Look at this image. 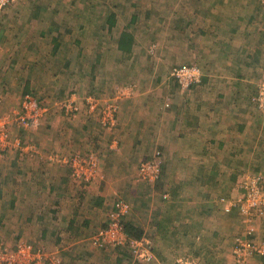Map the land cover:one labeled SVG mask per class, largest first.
I'll list each match as a JSON object with an SVG mask.
<instances>
[{"label": "crops", "instance_id": "0c3cea01", "mask_svg": "<svg viewBox=\"0 0 264 264\" xmlns=\"http://www.w3.org/2000/svg\"><path fill=\"white\" fill-rule=\"evenodd\" d=\"M176 1L171 3L176 5ZM185 4L189 7L182 8L173 21L177 27L181 23L180 33L172 28L173 33L164 42L167 47L184 50L186 56L189 49L199 47L197 59L203 64L206 80L194 87L183 89L172 76L171 85L131 84L130 80H142L157 71L160 64L156 57L149 60L136 55L139 43L132 29L138 17L126 27L120 28L116 23L114 28L117 26L120 34L109 41L122 56L130 58L129 68H133L122 74L124 82L120 89L127 94L118 100L116 137L125 150L134 147L145 151L148 147L143 145L144 140L151 142L161 135L158 144L168 160L162 179L165 184H160L164 192L151 191L143 202L142 214L132 210L127 217V223L136 225L140 234L151 241L153 261H135L126 249L101 248L91 243L95 231L105 225L108 209L120 193L110 188L113 158L102 155L96 181L93 179L90 184L73 178L70 163L52 164L47 159L49 149L62 151V157L66 158L71 149L88 142L80 134V128L92 127L81 122L87 118L83 109L86 99L77 94L71 97L79 109L73 120L69 122L48 113L39 126L26 128L30 130L25 137L37 149L41 148L39 153L20 150L0 153V224L13 221L25 237L47 250L59 251L62 256L65 253L64 264H178L179 257L195 258L197 264H236L233 248L237 236L252 228L254 237L264 242V216L250 223L238 207L231 213H225L222 207L226 206L224 196L232 194L230 202L242 194V181L248 174L260 175L264 183V110L256 112L250 102L239 104L235 99L223 104L228 95L238 99L244 90L251 89L258 82V73L264 77L263 39L262 46L257 38L252 39L254 15L246 11L247 7L239 8L234 0H214L213 4L188 0ZM190 11L192 16H188ZM244 11L246 17L249 15L247 20L238 16ZM122 32L133 34L131 54L119 48ZM197 37L200 38L195 43ZM156 42L161 43L159 39ZM110 47H104V52H109ZM9 78L7 73V83L5 88L0 85V91L4 106L13 111V107H20L23 92L20 88L15 92L16 84ZM124 84L128 85L123 87ZM209 90L217 96L212 99L214 103L208 102ZM41 102L51 105L52 101ZM10 111L5 113L9 115ZM231 112L232 118H224ZM72 126H76L75 132L70 129L64 135ZM165 144H170L169 148ZM184 152L189 157L181 154ZM230 188L232 192L236 188V195L225 192ZM30 222L37 228L30 226ZM53 239L69 244L63 248L49 247ZM43 243L49 244L48 248ZM253 264H264V254L253 257Z\"/></svg>", "mask_w": 264, "mask_h": 264}, {"label": "rangeland", "instance_id": "374dc122", "mask_svg": "<svg viewBox=\"0 0 264 264\" xmlns=\"http://www.w3.org/2000/svg\"><path fill=\"white\" fill-rule=\"evenodd\" d=\"M171 1L172 0H10L8 6L0 10V85H3L5 88L4 83H7L5 78L7 73H10L11 78H9V81L12 84H16L14 86L15 92L17 88H20V91L23 92L20 97V107H13V111L11 109V112L9 108L4 106V98L0 91V117L6 116L7 114L5 112L10 111L11 113L9 112L8 114L14 115L11 123V130H15L13 134L16 136L19 135L18 137L23 141L24 147L27 144L33 147L30 151H26L25 149L20 151L29 154H37L40 152L39 149H41H37L34 142L25 137L29 134L28 132L30 129H26L15 115L16 111H21L22 101L26 95V93H24V88L28 83V88H30L28 94L33 95L40 102L45 99H49V103L52 101L51 105L48 104L49 109L45 117L49 113L51 115L55 114V116H61L68 121L73 120L75 117L73 114H75L77 109L75 111L66 110L60 106V102H70L73 94L83 97L84 100L86 99V104H84L83 107L86 111L82 110L87 118L81 122L87 126L89 124L92 126L85 130L80 128V134L83 140L85 141L86 137L88 139V142L84 144L87 145V147L83 145L76 150L71 149L72 151L68 153L70 156L74 157L79 154L87 157L93 156L98 164L95 171L97 174L96 177L98 176L102 155L110 160L113 158L112 167L114 168V172L109 176L111 178L109 183H112L110 188L111 190H119L120 192L116 196V200L114 201L113 199V201L114 203L118 200L127 201L132 208L130 212L134 210L137 212L139 211L141 214L142 206L144 205L143 202L147 200L146 196L152 194L151 191L162 193L163 186L161 185L165 184V181L162 180L163 177L160 181L155 183L144 182L137 177L140 162L144 161V158L148 155L154 154L157 150L162 152L161 148L163 147L160 148L161 145L158 144L162 136L156 135V137L153 138L154 141L151 140V142H146L144 140L143 145L148 147L145 151L143 148L140 151L135 150L134 147L130 150H125L124 144L116 137L119 112L116 113L115 125L113 127L105 126L102 123V118L100 116L101 104L103 103L102 100L108 95L112 97L118 95L117 90L120 88L122 89V84L124 82L122 74L126 71L130 72L133 69L129 68L128 61L130 58L122 56V54L113 47L114 45L112 43L109 44V41L111 42L114 36H119L120 30L116 29L117 26L120 28L123 26L126 27L127 24L130 25V20L138 17V21L133 25L132 29L134 35H137L139 43L136 55L138 57L144 56L149 58V60H155L156 57L157 60L160 61V64H157L159 69L151 72L146 78L142 80H130L132 85L145 86L153 83V86H156V82L159 86L171 85V70L176 66L196 64L203 70V64L199 63L197 59L199 55L198 46L189 49V53L186 56L184 50H180L179 48L177 50L176 48L167 47L165 45L166 42L164 41L169 38L170 33H173L172 28H175V31L180 33L181 23L179 22L177 27L176 23H173L174 17L180 15L182 8L189 7L185 4L188 0H177L176 5H173ZM195 1H200L202 3L207 1L208 4H213L214 2V0H194V2ZM234 1L237 2L239 8L247 7L246 11L249 10L252 12L251 14L254 15L252 21L254 32L252 39L257 38L259 44L262 46L264 43V3H262L261 0ZM193 5L195 8L197 7L196 3ZM175 8L176 11H174ZM169 9L171 10L169 11ZM185 11H187V9H185ZM246 11L241 12L238 15L239 18L247 20L249 15L247 14L248 16H245ZM113 12L116 15L118 14L117 26L113 28L114 30L108 32V17ZM186 13L187 12L184 14ZM190 14H192L191 11L188 16H192ZM192 27L197 28L198 26ZM242 27H244L243 24ZM240 30H244V28ZM111 34L113 35L112 37H110ZM199 38L200 37L196 38L195 43H198ZM155 39H159L161 43H157ZM76 40H79L80 43L76 44ZM56 43H59L58 49L56 48ZM108 45L112 47L109 48V52L105 53L104 51H106V48L104 47ZM151 49H153V51ZM140 50L141 52L139 53ZM101 52L102 54L104 53L102 57L99 55ZM190 54L191 56H189ZM90 61H93V63ZM132 65L134 67V63ZM158 74L159 77L156 79ZM260 74L261 73L257 74L258 82L262 79V77H259ZM258 82L255 84L256 86ZM127 85L128 84H124L123 87ZM194 85L196 86L198 84ZM255 85L251 89H248V91L244 90L243 94L238 99L232 94L228 95L226 100L223 101V104H227L226 102L229 100L235 99L236 103L239 104L250 102L254 106L253 110L256 112L262 111L253 100V95L256 91ZM100 89L102 91H100ZM208 92H210L208 102L214 103L217 96L215 97L214 91L212 90ZM88 97L96 98L99 101V105L95 111L91 110ZM107 98L110 97H106L105 99ZM212 99L214 100L212 101ZM220 102L221 100L217 101V103ZM2 106H4V108H2ZM52 106L54 108H51ZM233 114L235 113L233 112ZM228 117H233L232 112L231 114L229 113L228 116L224 115V118ZM74 128L76 129V126L68 127L67 131L63 134H69L70 129L72 133H74ZM165 145L167 148L170 146V144L169 146L167 144ZM82 148L84 149L81 150ZM15 150L17 149L11 148L8 152H17ZM49 150L51 152H47V155L49 154V158L47 159L50 163H60L61 161L58 160L62 157V151L56 149ZM181 154L187 155L186 152ZM122 156L126 157L123 158ZM187 156L189 157V155ZM161 160L163 165L165 164V168H167L166 164L168 160L165 159L164 156L161 157ZM61 163L68 165L65 161ZM175 167H177V165L173 168ZM69 168L73 178L78 182H84L85 184L93 182V180L87 182L84 180L83 176L77 173L75 174L71 164H69ZM94 181L96 180L94 179ZM231 190L230 188L225 192L227 194L236 193V188L234 192ZM230 195L232 194L227 195L228 197H223L226 206L230 205L228 204ZM112 205L108 209V212L112 208ZM226 206H222L223 210ZM129 215L130 214H128V216ZM127 222L128 220L126 218L127 229L130 233L133 234L138 231L136 225H131ZM29 224L37 228L36 224L31 222ZM105 226L106 223L102 228ZM15 227L16 225L13 221H11V223L5 222L0 224V246L13 247L21 240L30 241L40 246V244L36 243L34 240L21 234L20 228L16 227L15 229ZM100 229L95 231L93 236ZM70 243L73 244L74 241H70ZM86 243H88V240ZM91 243L94 245L92 241ZM68 244L69 243L63 245V242L60 243L57 239H53L50 246L49 244L44 245L52 248L55 246L61 248L62 246L63 248ZM55 254L56 256L59 255L62 260L66 257L65 253V256L63 255L64 257L60 252ZM234 261L236 264H240L236 260ZM246 264H253V258L248 260Z\"/></svg>", "mask_w": 264, "mask_h": 264}, {"label": "built area", "instance_id": "2783aa9c", "mask_svg": "<svg viewBox=\"0 0 264 264\" xmlns=\"http://www.w3.org/2000/svg\"><path fill=\"white\" fill-rule=\"evenodd\" d=\"M10 0H0V10L8 6ZM264 3V0H261ZM153 51V49H152ZM203 70L196 64L181 65L173 67L171 76L176 79L183 89H189L194 84H199L203 79ZM118 95L107 98L101 106L102 123L105 126L115 125V116L119 110L118 99L127 94L124 90H117ZM254 103L258 108L264 110V77L258 82L253 95ZM90 108L95 111L99 105L96 98L88 97ZM168 105V104H167ZM66 110L77 109L75 100L60 102ZM48 104L38 101L33 95L26 94L23 98L21 111H16L18 121L26 128L39 126L48 111ZM12 114L0 117V153L8 152L11 148L30 151L32 145L23 146V141L11 133ZM151 159L140 162L137 177L144 182L154 183L163 177L162 153L157 150ZM58 161L70 163L74 173L83 176L84 180L90 182L96 177L97 161L95 158L76 155L66 158L60 157ZM77 170V171H76ZM243 192L228 201L229 206L225 211H231L235 206L240 213L251 223L258 216H264V183L258 174H248L242 181ZM131 205L127 201L118 200L107 214L106 226L100 229L91 239L93 246L101 248H122L134 258L135 261L150 263L154 259L151 241L145 236H134L127 229L126 218L130 213ZM52 250L35 245L30 241L21 240L15 246H0V264H64L61 257L56 256ZM233 253L235 260L240 264L248 263V260L257 255L264 254V242L254 237L253 229L249 228L245 235H239L234 244ZM178 264H197L189 257H180Z\"/></svg>", "mask_w": 264, "mask_h": 264}, {"label": "trees", "instance_id": "16d2710c", "mask_svg": "<svg viewBox=\"0 0 264 264\" xmlns=\"http://www.w3.org/2000/svg\"><path fill=\"white\" fill-rule=\"evenodd\" d=\"M108 21H109V30H110V32L113 30V28H114V26H115V24L117 23V15L113 12V13H111L110 15H109V17H108ZM80 43V41L79 40H76V44H79ZM132 45H133V34H131V33H128V32H122L121 33V35H120V39H119V48L123 51V52H125V53H127V54H131V52H132ZM58 47H59V43H56V48L58 49ZM100 56H102V52L99 54ZM82 61V60H81ZM82 63H83V61H82ZM174 78V77H173ZM206 80V78L205 77H203V80H202V82L203 81H205ZM176 81V80H175ZM177 82V81H176ZM178 84V83H177ZM195 85H193L192 87H194ZM191 88V87H190ZM29 91H30V88H28V86L25 88V90H24V93H26V94H28L29 93ZM162 153V152H161ZM152 155H150V156H147L146 158H144V160H148V159H151L152 157H151ZM162 156H163V153H162ZM165 164L163 165L162 164V170H163V174H164V171H165ZM162 179V178H161ZM160 179V180H161ZM160 180H158V181H160ZM158 181H156V182H158ZM155 183V182H154ZM83 184H85L84 182H83ZM224 211H225V209H224ZM232 211H234V209L233 210H231V211H225V213L227 212V213H231ZM133 235H135V236H137V237H140V236H142L141 234H140V232L139 231H136L135 233H133ZM118 249V248H117Z\"/></svg>", "mask_w": 264, "mask_h": 264}]
</instances>
